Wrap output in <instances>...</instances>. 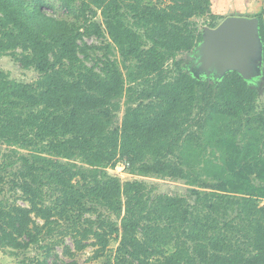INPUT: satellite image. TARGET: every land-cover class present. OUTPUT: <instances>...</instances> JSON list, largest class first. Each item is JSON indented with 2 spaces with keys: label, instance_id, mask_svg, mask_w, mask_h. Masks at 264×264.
Returning <instances> with one entry per match:
<instances>
[{
  "label": "trees",
  "instance_id": "1",
  "mask_svg": "<svg viewBox=\"0 0 264 264\" xmlns=\"http://www.w3.org/2000/svg\"><path fill=\"white\" fill-rule=\"evenodd\" d=\"M74 1L58 0L57 17L46 0H0V56L39 75L23 83L0 70V181L16 164L9 187L28 204L0 199V249L37 243L64 215L60 230L81 234L77 218L100 206L118 221L98 217L88 229L100 248L118 234V264H264L258 91L235 69L216 84L198 80L180 57L203 40L192 18L209 14L215 28L226 16L211 0ZM254 17L264 70V0ZM90 30L119 57L89 65ZM118 160L139 176L183 180L188 194L121 181L106 170ZM47 194L57 195L52 204Z\"/></svg>",
  "mask_w": 264,
  "mask_h": 264
},
{
  "label": "rangeland",
  "instance_id": "2",
  "mask_svg": "<svg viewBox=\"0 0 264 264\" xmlns=\"http://www.w3.org/2000/svg\"><path fill=\"white\" fill-rule=\"evenodd\" d=\"M152 1L157 5H164L161 0H144V2ZM232 1V0H230ZM48 3L44 7V10L57 17L65 16L64 11L61 9L58 0H46ZM253 3L249 15L247 17H254V15L260 10L262 0H250ZM81 4V0H75L73 6L78 8ZM213 2H211V11ZM213 14L214 11H212ZM223 15L237 16L233 9L227 8L223 11ZM255 18V17H254ZM210 20V15L206 14L200 17L192 18V22L196 24L197 28L203 34V40L199 42L191 51L183 53L180 57L183 58L182 68L190 73L198 80L206 81L211 84H216L221 76L232 69L237 70L252 86L258 91L257 109L264 108V70L261 61V47L262 44L256 33L254 42L248 45V54L245 58H240V49H233L230 45H225L223 42L214 41L215 28H209L206 22ZM96 23H101V17L97 15L93 19ZM222 20H220L221 22ZM219 22V23H220ZM218 23V24H219ZM257 29V28H256ZM83 40L91 46L89 51L90 59L89 65H94L99 62L100 58H103L105 54L109 58H118V54L115 50L107 51L104 48L105 44L109 40L105 36H100L90 30L88 35L83 37ZM214 44V47H213ZM223 52V53H222ZM245 55V52L242 51ZM223 59H230L234 62L235 68H233L228 62ZM96 66V65H94ZM168 69H173V64L168 61L165 65ZM98 69V68H97ZM0 70L5 72L11 79H14L23 83H30L35 81L39 75L32 68H23L19 63L13 61L10 56H0ZM123 114V106L117 111L113 120V125H119ZM1 152L5 153L8 147L0 144ZM20 150V149H18ZM24 152V150H20ZM119 161V160H118ZM123 161H119L114 167L106 168L107 172L119 177L121 181L127 180H142L151 190V194H169V195H181L188 194V185L183 180L162 178L157 176H139L132 173L131 168H126ZM16 164L13 167L7 166L6 170L2 171L3 176L0 181V186L3 188L0 190V199L6 200L11 203L12 200L18 205L28 208L27 202L21 197L20 192L16 193L10 189V178H12L11 172L16 168ZM57 195L49 196L50 204L54 202ZM64 213H60L59 216H63ZM103 220L104 223L110 221L117 222L118 219L108 210L97 206L92 210H84L77 220L83 223L82 233L75 236H71L64 231L60 230L61 227L67 225L68 221L63 217H59L58 224H52L48 229L39 234V241L37 243L29 245L27 248L10 250L9 248L0 249V264H70L71 262H77L79 264H118L115 257V250L119 243L118 234H112L107 236L109 239L108 245L105 248H100V244L95 239L88 228L95 229L97 226L96 220ZM32 221L37 224H41L42 220L31 214ZM55 218V217H54ZM109 227H105V231ZM46 249L48 251H46ZM123 264V263H119ZM135 264V262H134Z\"/></svg>",
  "mask_w": 264,
  "mask_h": 264
},
{
  "label": "water",
  "instance_id": "3",
  "mask_svg": "<svg viewBox=\"0 0 264 264\" xmlns=\"http://www.w3.org/2000/svg\"><path fill=\"white\" fill-rule=\"evenodd\" d=\"M256 28L257 19L254 17L227 16L216 26L213 43L217 40L223 42L225 45L229 44L231 48L238 49V51L240 49V58L243 60L248 54L246 52L248 45H251L255 40ZM242 51L245 52V55H243ZM223 60L232 64L231 66L235 68L234 62L236 61H231L230 59Z\"/></svg>",
  "mask_w": 264,
  "mask_h": 264
},
{
  "label": "crops",
  "instance_id": "4",
  "mask_svg": "<svg viewBox=\"0 0 264 264\" xmlns=\"http://www.w3.org/2000/svg\"><path fill=\"white\" fill-rule=\"evenodd\" d=\"M214 6L212 5V11L216 14H223L225 9L230 8L237 13V16L249 15L251 7L250 0H211ZM247 17V16H246Z\"/></svg>",
  "mask_w": 264,
  "mask_h": 264
},
{
  "label": "built area",
  "instance_id": "5",
  "mask_svg": "<svg viewBox=\"0 0 264 264\" xmlns=\"http://www.w3.org/2000/svg\"><path fill=\"white\" fill-rule=\"evenodd\" d=\"M122 163H123V165L126 167L127 164H126L124 161H123Z\"/></svg>",
  "mask_w": 264,
  "mask_h": 264
}]
</instances>
